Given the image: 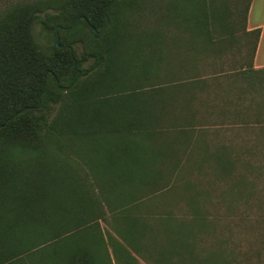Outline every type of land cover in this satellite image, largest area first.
Returning <instances> with one entry per match:
<instances>
[{
  "label": "trees",
  "instance_id": "16d2710c",
  "mask_svg": "<svg viewBox=\"0 0 264 264\" xmlns=\"http://www.w3.org/2000/svg\"><path fill=\"white\" fill-rule=\"evenodd\" d=\"M250 1L0 4V264H238L201 181L175 177L234 163L203 140L219 93L172 70L167 34L245 33Z\"/></svg>",
  "mask_w": 264,
  "mask_h": 264
},
{
  "label": "rangeland",
  "instance_id": "374dc122",
  "mask_svg": "<svg viewBox=\"0 0 264 264\" xmlns=\"http://www.w3.org/2000/svg\"><path fill=\"white\" fill-rule=\"evenodd\" d=\"M9 1L11 0H0V4ZM241 30L242 23L240 22L237 32L240 34L239 37L245 38L246 35ZM183 34L185 32L179 29L167 34L173 40L170 42L169 49L172 56L176 58L170 62V67L175 72L186 68L190 77L194 74L204 77L207 96L212 98L219 91V86L216 88L215 83L218 85L219 82L225 83L230 79L231 65H211L209 55H190ZM34 35L40 44L45 42L39 25L34 27ZM245 43L246 40H244ZM243 59L248 62L249 55H243ZM182 77L188 78V74ZM179 78L176 77L175 81ZM164 82L167 80L160 79L156 81V84ZM209 115L204 116L206 124L203 130L204 143L212 151L221 144L228 146L232 153L234 168L228 176L216 178L211 168L213 162L209 160L205 164L207 166L203 169V175L198 177L192 167L193 162H191L190 168L187 166L178 169L175 177L201 181V186L210 194L209 209L223 217L216 234L222 238H229L228 241L234 245L238 264H260L264 259V224L262 221L264 217V127L245 124L236 129L231 126L230 121H220L217 117L218 112L214 111ZM243 178H246L249 183L244 191L237 186L238 180L241 181ZM238 192L239 196L236 194ZM222 194L224 197L221 196ZM221 197L224 201L220 200Z\"/></svg>",
  "mask_w": 264,
  "mask_h": 264
},
{
  "label": "crops",
  "instance_id": "0c3cea01",
  "mask_svg": "<svg viewBox=\"0 0 264 264\" xmlns=\"http://www.w3.org/2000/svg\"><path fill=\"white\" fill-rule=\"evenodd\" d=\"M211 1V0H208ZM237 0H214L221 7L233 8ZM244 4H240L243 8ZM258 30L253 46L249 33ZM245 38L238 32L185 33L189 54L209 55L210 64L231 65L228 81L219 82V108L206 109L205 116L218 112L220 121L231 122L236 129L245 124L264 127V0H251L246 13ZM244 40L246 43L244 44ZM254 47V48H253ZM253 48L252 66L246 67L243 55L250 54ZM249 50V51H246ZM193 52V53H192ZM207 59V60H209ZM206 60V59H205ZM215 90V89H214ZM224 97H227L224 100ZM214 116V115H209ZM247 122V123H246ZM140 264H146L139 259Z\"/></svg>",
  "mask_w": 264,
  "mask_h": 264
}]
</instances>
